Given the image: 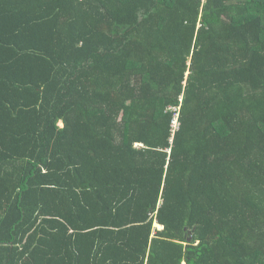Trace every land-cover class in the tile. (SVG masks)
Wrapping results in <instances>:
<instances>
[{
  "label": "trees",
  "instance_id": "16d2710c",
  "mask_svg": "<svg viewBox=\"0 0 264 264\" xmlns=\"http://www.w3.org/2000/svg\"><path fill=\"white\" fill-rule=\"evenodd\" d=\"M0 264H264V0H0Z\"/></svg>",
  "mask_w": 264,
  "mask_h": 264
},
{
  "label": "clouds",
  "instance_id": "9594fccd",
  "mask_svg": "<svg viewBox=\"0 0 264 264\" xmlns=\"http://www.w3.org/2000/svg\"><path fill=\"white\" fill-rule=\"evenodd\" d=\"M173 127L174 130L176 131V129L178 128V117L173 121Z\"/></svg>",
  "mask_w": 264,
  "mask_h": 264
},
{
  "label": "rangeland",
  "instance_id": "374dc122",
  "mask_svg": "<svg viewBox=\"0 0 264 264\" xmlns=\"http://www.w3.org/2000/svg\"><path fill=\"white\" fill-rule=\"evenodd\" d=\"M189 75H190V74H187V75H186V82H187V80H188ZM186 82H185V86H186ZM158 228H159V229H162L161 227H158Z\"/></svg>",
  "mask_w": 264,
  "mask_h": 264
}]
</instances>
